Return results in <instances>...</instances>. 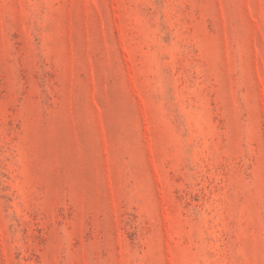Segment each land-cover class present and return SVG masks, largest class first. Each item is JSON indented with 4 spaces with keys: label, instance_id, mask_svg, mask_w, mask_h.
I'll use <instances>...</instances> for the list:
<instances>
[{
    "label": "rangeland",
    "instance_id": "obj_1",
    "mask_svg": "<svg viewBox=\"0 0 264 264\" xmlns=\"http://www.w3.org/2000/svg\"><path fill=\"white\" fill-rule=\"evenodd\" d=\"M0 264H264V0H0Z\"/></svg>",
    "mask_w": 264,
    "mask_h": 264
}]
</instances>
